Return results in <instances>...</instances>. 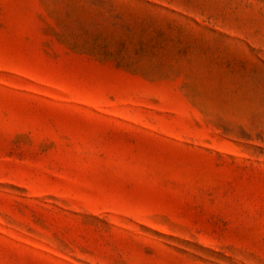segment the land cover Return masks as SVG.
<instances>
[{
  "label": "rangeland",
  "instance_id": "374dc122",
  "mask_svg": "<svg viewBox=\"0 0 264 264\" xmlns=\"http://www.w3.org/2000/svg\"><path fill=\"white\" fill-rule=\"evenodd\" d=\"M0 264H264V0H0Z\"/></svg>",
  "mask_w": 264,
  "mask_h": 264
}]
</instances>
